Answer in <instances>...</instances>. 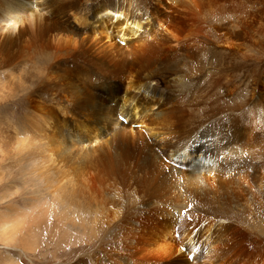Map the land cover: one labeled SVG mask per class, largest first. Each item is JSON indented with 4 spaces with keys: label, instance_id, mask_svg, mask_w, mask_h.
<instances>
[{
    "label": "bare ground",
    "instance_id": "bare-ground-1",
    "mask_svg": "<svg viewBox=\"0 0 264 264\" xmlns=\"http://www.w3.org/2000/svg\"><path fill=\"white\" fill-rule=\"evenodd\" d=\"M221 1L0 0V100L17 111L14 129L1 117L0 154L16 169L20 188L13 187L29 191L36 204L48 200L42 213L80 236L66 251L81 252L72 264H264L260 238L247 240L240 219L220 214L232 207L264 230V185L257 194L250 188L263 182L264 162L226 164V149L237 158L240 149L263 144L264 131L241 130L231 115L217 130L187 120V109H195L193 63L204 51L200 35L212 32L215 44L227 47L244 36L223 25L228 35L194 25ZM262 1L248 2L261 9ZM106 20L114 24L104 31ZM227 47L208 52L237 55ZM258 72L243 89L255 109L264 106V64ZM225 83H217L224 96L242 93ZM213 133L223 145L221 159L219 150L207 152ZM14 208L7 223L25 226L26 219L16 220L24 212Z\"/></svg>",
    "mask_w": 264,
    "mask_h": 264
},
{
    "label": "rangeland",
    "instance_id": "rangeland-1",
    "mask_svg": "<svg viewBox=\"0 0 264 264\" xmlns=\"http://www.w3.org/2000/svg\"><path fill=\"white\" fill-rule=\"evenodd\" d=\"M227 1L229 3L232 1L231 2L232 5H230ZM248 1L249 0H222L220 2V4L216 3L215 4L216 6L214 5L215 9H209V11L207 9L204 12V14H202L204 16L201 15L199 17H196V20L194 21V23H195L194 25L199 26V27H204L205 29H207V31L214 30L215 34L219 33V34L228 35V33H224V32H226V30L221 29L219 26V25H223L225 28L226 27L227 28H230V27L233 28V30H235L236 32H241V33L244 32V36H242L236 40L237 41L236 47H234L232 45L227 47L225 44H222V43H220V44L218 43L219 45L215 44L216 43L214 41L215 37L213 36L214 34H212V32L206 33L204 35L199 33V34H201L200 35L201 38L198 39L197 44L200 45V47H202L204 49V51L200 50L199 51L200 53H198V57L194 60L195 62L193 61L194 62L193 64L196 66V68L193 69V73H196L193 76V84H194L193 85V92H194L193 93V96H194L193 97V99H194L193 107H195V109L193 108L194 111L191 109H187L188 123L189 122L191 123L192 120H193V122L200 121L201 124L203 125L202 126L200 124L201 127H204L205 129H208V130H210V129L217 130V128L220 126V124H222L228 118L234 116V117H236L237 125L241 128V130H245V129L251 127L250 129L254 128L253 129L254 131H257L260 133L264 131V106H262L263 104L261 102H258L259 103L258 104L259 109L258 108L255 109L257 107V104H255V103L251 104V102L249 100L246 101L247 95L244 92L245 90H243L245 87L244 83L247 81V79H251L252 77L258 76L259 75V72H258L259 68L262 64H264V20H262V18L264 17V13L260 14V13L264 12V7H263L264 1H262V4H261L262 7H261V5H259V7H261V9L258 8L257 5H255V4H254V7H252V5H251L252 3L248 2ZM225 2H227V3L224 6ZM244 2H246V3H244ZM217 4L222 5V6L219 7ZM214 6L211 8H214ZM229 6L236 7V9L231 8ZM217 7L223 8L221 10H223L225 12H222ZM227 7H229V9ZM252 10H254V11H252ZM207 11L211 13V16L208 15ZM213 11H215V12H213ZM259 11H260V13H259ZM259 15L260 16L262 15L261 16L262 18ZM206 17H208V20L204 19ZM259 18H260V20H258ZM248 19H249V21H251L250 19L257 20L256 25H254V26L248 25L247 24V23H249ZM224 20H225V23H223ZM202 21H204V22H202ZM198 22H200V24H198ZM113 24H114L113 22L108 23V21L106 20L101 24V28L104 29V31H105L106 29L111 28L113 26ZM210 26H212V27H210ZM236 26H238V27H236ZM245 26H247L248 29H246ZM222 31H224V32H222ZM209 37H211V38H209ZM209 40H211V41H209ZM207 46H209L210 48ZM223 47H227V49H229L227 51L231 52V54H232V51L234 54H237L235 56L232 55L235 58V60L233 59V57H229V58L226 57V59H225L221 56H217V58H216L217 54L215 52L209 53L212 51V49H213V51L214 50L218 51ZM238 47H240V48H238ZM208 49H209V52H208ZM229 62H230V64H229ZM215 63H217V64H215ZM225 65H227V66L225 67ZM218 66H219V68H218ZM221 67H222V69H221ZM250 69H252V70H250ZM205 70H207V71H205ZM220 70H221V72H220ZM224 72L226 74H224ZM207 73H209V74H207ZM222 76H225V77H222ZM202 78H203L204 82H203ZM219 78H220V80H219ZM228 78H230V79H228ZM228 80H230V81H228ZM199 81H201V83H204V84H201ZM220 81H221V83H222V81H223V83L226 82L225 83L226 85H228L230 82L231 83L234 82L236 87H237L236 88L237 93L242 92L244 94H242V93L241 94H235L236 91L234 90L231 93H229L228 96H230V97L224 96L221 93V90L224 89V86L221 84H217ZM214 83H216V85ZM195 85L197 88L195 87ZM204 85H206V86H204ZM211 85H215V89H214V86H211ZM216 88L220 91H217ZM196 90H198V92ZM209 90H210V92H209ZM98 92H99V94H105L108 97V99L116 101L115 98H113V97L111 98L109 95H107L103 91H101V92L98 91ZM123 92H125L124 89L121 90V93H123ZM207 92H208V94H207L208 96L206 95ZM209 95H210V97H209ZM238 96H239V98H238ZM208 97L211 98V100L208 99ZM203 101H204V103H203ZM242 101H244V102H242ZM197 102H199V103H197ZM213 103H214V106L212 105ZM198 104H200L199 105L200 107L197 106ZM239 104L242 106H239ZM196 107H198L199 109L202 108L201 109L202 111L201 110L199 111V109ZM156 109H157V106H154L153 110H156ZM196 109H197V111H195ZM2 110H3V112H1ZM218 111H219V113H218ZM13 112H15V113L17 112L14 109V103L13 102H8V105H7V102L4 103V101L1 102V100H0V114H2L0 116V120H2L1 117L2 118L4 117L5 120L8 119L10 121L11 127L14 129V127L16 126V123H14V122H16V116L13 117ZM262 112H263V114H262ZM189 113H190V116H189ZM240 114H242V115H240ZM227 115H229V116L231 115V116L229 117ZM209 117H210V119H209ZM211 117H212V119H211ZM13 118H15V119H13ZM250 119H252V120L250 121ZM239 120H240V122H239ZM207 121H209V122H207ZM246 121H247V123H246ZM205 122H207V123H205ZM0 132H1L0 133V147H1L0 153H2L1 149L3 148L2 145H3L4 140L1 137V134L3 133L1 129H0ZM212 136L214 138H211ZM212 136H209V137L212 140L211 147H213L214 149L210 152L209 151H207V152L208 153H214V152L219 150L220 154H219L218 158L221 159L223 157L222 153H221L222 152L221 148H223V145L218 139H216V135L214 133L212 134ZM216 140H218V141H216ZM213 142H215V143H213ZM216 142H217L218 146L215 147ZM254 147L252 146L251 148L240 149L241 150L240 152L237 151V155H236L237 158H235L232 155L233 152H229L226 149V152L229 154L228 158H227V162H229V163H226V164L230 167V163H233V162L236 163V162L240 161L242 158L248 159V162H247L248 165L249 164L253 165L255 163H263L264 162V143L263 144H256V145H254ZM261 148H262V150H261ZM252 149H253V151H252ZM260 152H262V153H260ZM197 154H200V152H197ZM206 157L212 158L214 160H219L218 158H214L211 155L210 156L206 155ZM249 159H251L252 162ZM255 160H257V161H255ZM0 172H1L0 173V264H10V263H13V264H72V263H77V260L79 262V260L81 259V257H79L81 254L80 251H77L75 254L72 251L69 254H67L66 251H67V248H69V247L71 249H75V246H78L80 236L77 238H74V236H75L74 232L75 231H71L65 227H64L65 230L63 229L64 230L63 231L62 225L58 224V226H59L58 227V226H56L57 224L53 223V222H55L54 218L52 219L51 216H49L50 217L49 218L47 216L48 214L42 213L43 207H46L49 205L48 200H44L46 202H44V201L41 202L40 199L43 200V198H39L38 199L39 201H37L38 204H36L35 198H34L35 196L33 197L31 195V193H29V191L26 193L23 190H22L23 192L21 190H19L20 192L18 191L17 188H20L19 187L20 184H19V186L16 185V182H17L16 169L12 163H9L7 160L6 161L3 160L2 154H0ZM239 178H241V177L239 176ZM241 180H243V179L241 178ZM262 181L263 182L260 185L250 187L251 190L253 189L252 194H257L256 191L254 193L255 188H257L258 186L261 187V185L262 186L264 185V173L262 176ZM13 186H16L17 188H14ZM9 193H10V195H9ZM8 201L9 202L13 201L15 203V205H17L18 208L20 207L19 209L21 210V212H24L22 215L23 218L16 217V220L21 221L23 223V219L24 220L26 219L25 220L26 221L25 226L20 225V226L13 227L7 223L12 217H14L12 213L15 212V208H14L15 205H13L14 203L10 206ZM7 206L9 208H7ZM37 207L39 208V210ZM263 207L261 209L262 210V212H261L262 216H261V221L259 224L260 228H264V209H263ZM21 208H23V209H21ZM33 208H35V209H33ZM222 209H224V208H221V211H220V214L222 216L228 217V218L235 220V221H236V219H240V221H241L240 223H243L245 225V226L242 225V227H247V237H246L247 240H250L249 238H252V237L253 238L255 237L258 239L260 238L261 239V240L259 239L260 244L263 245V247H264V241H263L264 230L258 229L259 227L257 224H255L253 226H251L250 224L248 225L247 220H248L249 216L246 217V215H240V213L232 207L228 208L229 210L225 209V211ZM25 210H26V212H25ZM231 211H233V212H231ZM31 212H32V214H31ZM34 212H36V213H34ZM229 212L232 214H230ZM26 213H28V214L26 215ZM53 215H54V213H53ZM69 216L71 217L72 215H69ZM49 219H52V220H49ZM35 221H37L38 223H34ZM46 223H48V224L46 225ZM36 224H37V226H36ZM44 225H46V226H44ZM261 225H263V226H261ZM48 227H49V229H48ZM28 229H31V233L33 235H31V233L30 234L28 233V232H30ZM48 230H50V231H48ZM31 236H33V237H31ZM70 240H73V242H77V244H74V243L70 244ZM65 242H67V243H65ZM52 243L53 244L58 243L59 244L58 249L53 250L55 245H53ZM35 244H37V245L39 244L40 246L39 245L37 246ZM33 246L36 250L33 249ZM55 253H56V255L53 256V254H55ZM189 255H191V253ZM191 258H189V259H191Z\"/></svg>",
    "mask_w": 264,
    "mask_h": 264
}]
</instances>
